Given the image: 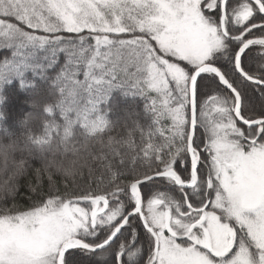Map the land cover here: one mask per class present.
<instances>
[{
	"label": "snow or ice",
	"instance_id": "6c2138e0",
	"mask_svg": "<svg viewBox=\"0 0 264 264\" xmlns=\"http://www.w3.org/2000/svg\"><path fill=\"white\" fill-rule=\"evenodd\" d=\"M0 264H264V0H0Z\"/></svg>",
	"mask_w": 264,
	"mask_h": 264
}]
</instances>
